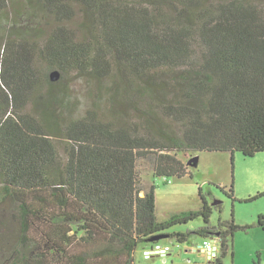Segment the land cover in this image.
Returning a JSON list of instances; mask_svg holds the SVG:
<instances>
[{"label": "trees", "instance_id": "1", "mask_svg": "<svg viewBox=\"0 0 264 264\" xmlns=\"http://www.w3.org/2000/svg\"><path fill=\"white\" fill-rule=\"evenodd\" d=\"M188 151H264V0H0V264H133L165 234L221 264L240 226L157 220L140 184L138 158L180 178Z\"/></svg>", "mask_w": 264, "mask_h": 264}, {"label": "rangeland", "instance_id": "2", "mask_svg": "<svg viewBox=\"0 0 264 264\" xmlns=\"http://www.w3.org/2000/svg\"><path fill=\"white\" fill-rule=\"evenodd\" d=\"M89 87L87 80L81 78L76 79L72 85V92L80 99L82 106L77 115L83 112V106L88 102L86 97ZM187 154L176 153L188 169V173L180 178L155 177L152 163L148 159L138 158L136 162L141 186L147 190L151 184H155L157 220L182 211L198 210L207 204L211 207V227L227 229L231 220L241 227L232 236L230 249L233 254L229 250L221 264H254L257 259L260 264H264V229L257 224L258 215L264 213V151H258L252 156L234 151L232 159L229 151H188ZM192 158H196V161L188 164V159ZM258 194L261 195L250 199ZM214 202L217 205H213ZM8 208L6 205L4 209ZM5 212L10 218V212ZM15 224L10 225L14 227ZM202 225L203 219L198 216L187 223L174 225L165 232H184ZM165 235L158 240V245L169 248L165 255L148 256L145 249H149L150 245L138 246L133 264H213V261L201 256L200 252L189 250L198 249L205 237L190 234L189 241L181 243ZM213 238L216 240V237ZM216 252L219 255V251Z\"/></svg>", "mask_w": 264, "mask_h": 264}, {"label": "built area", "instance_id": "3", "mask_svg": "<svg viewBox=\"0 0 264 264\" xmlns=\"http://www.w3.org/2000/svg\"><path fill=\"white\" fill-rule=\"evenodd\" d=\"M214 239V238H213ZM216 240L218 241V238L216 237ZM219 244V243H218ZM214 245L211 243V240L205 239L203 241V246L206 248H209V257L212 258L215 256V251L219 249V245ZM213 248V249H212ZM169 251V248L167 246L161 247L158 244L153 245L150 251H146V254L148 256H153V255H165L166 252ZM215 258V257H214Z\"/></svg>", "mask_w": 264, "mask_h": 264}, {"label": "water", "instance_id": "4", "mask_svg": "<svg viewBox=\"0 0 264 264\" xmlns=\"http://www.w3.org/2000/svg\"><path fill=\"white\" fill-rule=\"evenodd\" d=\"M48 76H49V79L51 81H57L59 79V77H60V73H59L58 70H52V71L49 72ZM193 161H196V158L188 159V164H190ZM214 203H216V202H214ZM164 236H166V235H157V236H154L151 240L157 241V240L161 239ZM211 243L214 244V245H217L218 241L212 238L211 239Z\"/></svg>", "mask_w": 264, "mask_h": 264}, {"label": "crops", "instance_id": "5", "mask_svg": "<svg viewBox=\"0 0 264 264\" xmlns=\"http://www.w3.org/2000/svg\"><path fill=\"white\" fill-rule=\"evenodd\" d=\"M141 195H142V193H141ZM152 247H153V246H152ZM152 247H150L149 249L146 248L145 251L151 250ZM147 249H148V250H147ZM212 249H213V248H212ZM189 250H190V251H197V252H200V255H201V256H205L207 259H209V260H211V261H213L214 257L217 256V252L215 251V256L212 257V258H210V257H209V248H206L205 246H203V243H202L201 246H198V249H193V248H191V249H189ZM218 251H219V249H218Z\"/></svg>", "mask_w": 264, "mask_h": 264}]
</instances>
